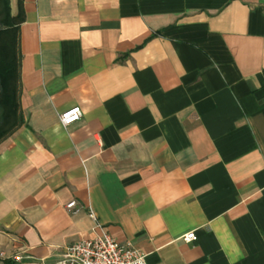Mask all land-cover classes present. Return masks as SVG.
<instances>
[{
	"label": "crops",
	"instance_id": "crops-1",
	"mask_svg": "<svg viewBox=\"0 0 264 264\" xmlns=\"http://www.w3.org/2000/svg\"><path fill=\"white\" fill-rule=\"evenodd\" d=\"M8 2L23 124L0 142V264L92 239L88 208L146 264H264V0Z\"/></svg>",
	"mask_w": 264,
	"mask_h": 264
},
{
	"label": "built area",
	"instance_id": "built-area-1",
	"mask_svg": "<svg viewBox=\"0 0 264 264\" xmlns=\"http://www.w3.org/2000/svg\"><path fill=\"white\" fill-rule=\"evenodd\" d=\"M82 116L78 106L69 108L58 116L60 126L67 128L78 122ZM68 210L75 208L71 202L66 207ZM88 217L94 223L92 239L78 241L62 249L57 259L52 264H146L145 254L133 248L130 244H118L99 224L91 209L88 208ZM185 243L196 241L194 232H189L182 237ZM5 257L0 252V259ZM14 262H20L21 257H11Z\"/></svg>",
	"mask_w": 264,
	"mask_h": 264
},
{
	"label": "trees",
	"instance_id": "trees-1",
	"mask_svg": "<svg viewBox=\"0 0 264 264\" xmlns=\"http://www.w3.org/2000/svg\"><path fill=\"white\" fill-rule=\"evenodd\" d=\"M8 0H0V142L23 124L19 114L18 30L21 7L10 17Z\"/></svg>",
	"mask_w": 264,
	"mask_h": 264
}]
</instances>
